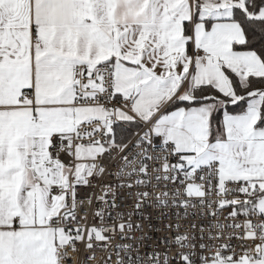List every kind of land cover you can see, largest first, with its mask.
<instances>
[{
    "label": "snow or ice",
    "instance_id": "6c2138e0",
    "mask_svg": "<svg viewBox=\"0 0 264 264\" xmlns=\"http://www.w3.org/2000/svg\"><path fill=\"white\" fill-rule=\"evenodd\" d=\"M0 264H264V0H0Z\"/></svg>",
    "mask_w": 264,
    "mask_h": 264
},
{
    "label": "built area",
    "instance_id": "2783aa9c",
    "mask_svg": "<svg viewBox=\"0 0 264 264\" xmlns=\"http://www.w3.org/2000/svg\"><path fill=\"white\" fill-rule=\"evenodd\" d=\"M98 183H99V181H98ZM95 192H96L97 195H99L100 194V188L99 187L95 188ZM121 203H124L123 196L121 197ZM148 211L149 212H152L154 214V218L152 220V223L155 224V225H157L160 229L163 230L166 227V224L168 223V221L155 218V212H156V210H154V209H148ZM226 214L227 213H225V215ZM91 223H94V221H92L91 217H89V224H91ZM146 231H147V229H146ZM150 235L152 236L153 240H155V238L157 236L166 235V232H164V231L151 232ZM149 243H151V241Z\"/></svg>",
    "mask_w": 264,
    "mask_h": 264
}]
</instances>
